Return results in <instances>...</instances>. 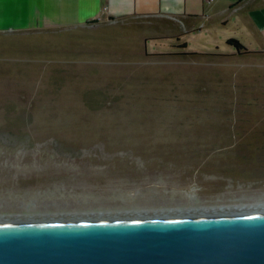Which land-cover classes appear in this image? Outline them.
I'll return each mask as SVG.
<instances>
[{
  "label": "rangeland",
  "instance_id": "rangeland-1",
  "mask_svg": "<svg viewBox=\"0 0 264 264\" xmlns=\"http://www.w3.org/2000/svg\"><path fill=\"white\" fill-rule=\"evenodd\" d=\"M235 2L1 30L0 215L263 205L264 0Z\"/></svg>",
  "mask_w": 264,
  "mask_h": 264
},
{
  "label": "water",
  "instance_id": "water-1",
  "mask_svg": "<svg viewBox=\"0 0 264 264\" xmlns=\"http://www.w3.org/2000/svg\"><path fill=\"white\" fill-rule=\"evenodd\" d=\"M0 264H264V208L0 219Z\"/></svg>",
  "mask_w": 264,
  "mask_h": 264
},
{
  "label": "crops",
  "instance_id": "crops-1",
  "mask_svg": "<svg viewBox=\"0 0 264 264\" xmlns=\"http://www.w3.org/2000/svg\"><path fill=\"white\" fill-rule=\"evenodd\" d=\"M235 1L214 0L213 9V2L206 0H0V31L46 26L70 28L85 26L93 20L114 24L126 18L142 17L183 21L185 24L184 20L198 16L206 5H210L209 10H214L210 16L225 24ZM193 27L185 30H195ZM248 50L245 47L230 55L248 53Z\"/></svg>",
  "mask_w": 264,
  "mask_h": 264
},
{
  "label": "bare ground",
  "instance_id": "bare-ground-1",
  "mask_svg": "<svg viewBox=\"0 0 264 264\" xmlns=\"http://www.w3.org/2000/svg\"><path fill=\"white\" fill-rule=\"evenodd\" d=\"M261 208H264V204L263 205H259V206H249V205H246V206H243V205H239L238 207H236L235 205H231L230 207H227V206H224V207H207V208H193L191 210H189V208H182V210H179V209H173V210H169V209H166V210H162V209H159V210H151V211H146V212H140V213H122V214H114V215H129V214H152V213H176V212H198V211H218V210H238V209H260ZM98 213V212H95V214ZM94 214V213H93ZM11 215V214H10ZM10 215H0V219H7L8 217H11ZM25 214H20L19 216L18 215H13L12 217L14 218H22V216H24ZM68 215V214H67ZM80 215V214H79ZM97 215H107V214H97ZM43 216V215H42ZM51 216H60V214H57V213H51Z\"/></svg>",
  "mask_w": 264,
  "mask_h": 264
},
{
  "label": "trees",
  "instance_id": "trees-1",
  "mask_svg": "<svg viewBox=\"0 0 264 264\" xmlns=\"http://www.w3.org/2000/svg\"><path fill=\"white\" fill-rule=\"evenodd\" d=\"M93 22H96V21L93 20V21H90L88 23H93ZM226 42L228 44H231V45L235 46L238 50L244 49L243 45L240 44L236 39L228 38Z\"/></svg>",
  "mask_w": 264,
  "mask_h": 264
},
{
  "label": "built area",
  "instance_id": "built-area-1",
  "mask_svg": "<svg viewBox=\"0 0 264 264\" xmlns=\"http://www.w3.org/2000/svg\"><path fill=\"white\" fill-rule=\"evenodd\" d=\"M208 3H212L214 0H206Z\"/></svg>",
  "mask_w": 264,
  "mask_h": 264
}]
</instances>
